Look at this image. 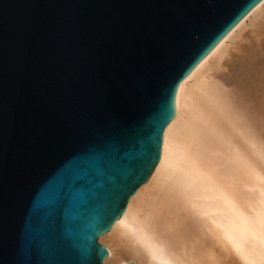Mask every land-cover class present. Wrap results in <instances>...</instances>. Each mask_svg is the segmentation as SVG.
I'll return each mask as SVG.
<instances>
[{
    "label": "water",
    "instance_id": "water-1",
    "mask_svg": "<svg viewBox=\"0 0 264 264\" xmlns=\"http://www.w3.org/2000/svg\"><path fill=\"white\" fill-rule=\"evenodd\" d=\"M261 1L0 0V264H103L180 83Z\"/></svg>",
    "mask_w": 264,
    "mask_h": 264
},
{
    "label": "bare ground",
    "instance_id": "bare-ground-1",
    "mask_svg": "<svg viewBox=\"0 0 264 264\" xmlns=\"http://www.w3.org/2000/svg\"><path fill=\"white\" fill-rule=\"evenodd\" d=\"M263 13L264 0L180 83L157 165L99 238L103 264H264Z\"/></svg>",
    "mask_w": 264,
    "mask_h": 264
},
{
    "label": "rangeland",
    "instance_id": "rangeland-1",
    "mask_svg": "<svg viewBox=\"0 0 264 264\" xmlns=\"http://www.w3.org/2000/svg\"><path fill=\"white\" fill-rule=\"evenodd\" d=\"M262 16H264V13L262 14ZM257 19H258V20H257ZM257 19L255 20V23H251V24L248 23V25H247V26L241 31V33H240L241 35L239 34L238 37H237L236 39H234V41H232V42L235 43V40H236V45H237L238 43H241V44H239V45H240V46L242 45V46L240 47V46L237 45L238 48H239V47H240V48H244V49L247 48V47H246L247 43H246V42L244 43L243 39H244L245 37L248 38L249 40L252 38V34L250 35V32L252 33V31H254V30L257 28V26H255V24H256L257 22L259 23V22L262 21V18H260V17L257 18ZM258 23H257V24H258ZM253 29H254V30H253ZM249 35H250L251 37H249ZM246 38L244 39L245 41L248 40V39H246ZM249 40H248V41H249ZM240 41H241V42H240ZM231 44H233V43H230V44H229V47L231 46L230 48H232V49L230 50V48L228 47L229 50H227L226 56H228V55H229V56H228V57H225L226 61H227L228 58H234V60H235V59H237L236 57H238V56L240 55L239 53H237V55L234 54V53L237 52V51H233L234 48H235L234 50H237V49H236V45L233 44V46H232ZM243 45H244V47H243ZM230 51H231V53H230ZM232 52H233V53H232ZM227 54H228V55H227ZM230 54H231V55L234 54V55L230 57ZM238 54H239V55H238ZM234 56H236V57H234ZM232 60H233V59H232ZM234 60H233V62L236 63L237 60H235V61H234ZM222 62H223V64L225 63V61H221V64H222ZM233 62H230L231 64L228 63L229 65L227 64L225 71H224V70L222 71V73H224V74L227 73V74H228V75L226 74V75L228 76V78H230V75H231V78H235V77H234V76H235V73H234V71H233V67H232V66L234 65ZM231 67H232V71L230 70ZM227 68H228V69H227ZM227 70H228V72H227ZM229 70H230V71H229ZM225 72H226V73H225ZM232 72H233V73H232ZM230 73H231V74H230ZM229 74H230V75H229ZM231 88H232V90H231ZM229 89H230L229 91L232 92L233 89H234V86H233V85L230 86ZM233 92H235V89H234Z\"/></svg>",
    "mask_w": 264,
    "mask_h": 264
}]
</instances>
